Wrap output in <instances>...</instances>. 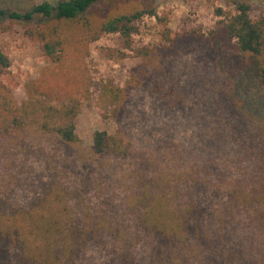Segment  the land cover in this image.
Listing matches in <instances>:
<instances>
[{
    "label": "rangeland",
    "instance_id": "374dc122",
    "mask_svg": "<svg viewBox=\"0 0 264 264\" xmlns=\"http://www.w3.org/2000/svg\"><path fill=\"white\" fill-rule=\"evenodd\" d=\"M251 1L254 16L264 15V0ZM136 2L151 4L157 18L138 22L129 48L118 34L88 43L72 29L62 73L20 25L0 30V50L11 61L0 93L29 119L0 136V204L29 208L60 193L70 219L97 228V237L117 231V248L147 255L140 264H150L155 249L140 217L160 205L173 225L195 205L203 217L190 222L204 240L185 232L189 247L241 251L235 264H264V216L249 198L264 188V91L234 44L209 41L234 7L226 0ZM62 107L77 110L75 144L53 129ZM96 132L115 137V154L95 153ZM87 251L100 262L113 250L91 243Z\"/></svg>",
    "mask_w": 264,
    "mask_h": 264
},
{
    "label": "trees",
    "instance_id": "16d2710c",
    "mask_svg": "<svg viewBox=\"0 0 264 264\" xmlns=\"http://www.w3.org/2000/svg\"><path fill=\"white\" fill-rule=\"evenodd\" d=\"M226 3L234 7V13L216 23L209 41L219 42L222 46L234 44L239 57L247 63L251 78L264 91V15L254 16L255 7L251 0H226ZM218 15L222 16L223 11L219 10ZM146 16L157 18V11L148 3L138 5L136 0H55L53 3L0 0V30L5 31L8 24L20 25L28 38L41 44L44 56L59 73L63 72V52L71 38L68 32L72 29L78 33L81 31L82 40L88 43L107 34H118L129 48L132 37L139 32L138 22ZM10 67L9 57L0 50V76ZM54 112L57 120L53 127L55 132L65 143H77V110L62 107ZM28 122L25 108L20 107L12 96L0 93V136L24 129ZM93 141L97 155L116 153L117 141L107 132H96ZM249 198L250 203L259 200L260 215L264 216V188ZM3 204H0V264L147 262V255L131 251L129 246L119 245L117 248V231L107 238L97 237L94 232L97 228L70 219L60 193L53 191L29 208L16 206V203ZM190 206L182 221L173 225L163 218L168 213L160 205L140 217L139 228L148 232L151 246L155 248L150 264H235L241 251H195V244L189 247L188 233L193 234L194 239L197 237V241L204 240L199 226L190 222L192 217H203L202 209ZM91 243L96 247L110 246L113 251H104L106 259L95 262L93 257H88ZM184 248L193 251H183Z\"/></svg>",
    "mask_w": 264,
    "mask_h": 264
}]
</instances>
